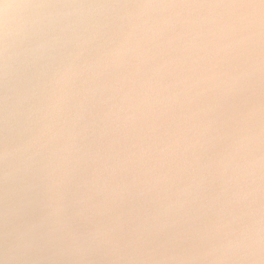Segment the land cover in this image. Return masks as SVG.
I'll use <instances>...</instances> for the list:
<instances>
[{"label": "clouds", "instance_id": "obj_1", "mask_svg": "<svg viewBox=\"0 0 264 264\" xmlns=\"http://www.w3.org/2000/svg\"><path fill=\"white\" fill-rule=\"evenodd\" d=\"M0 264H264V0H0Z\"/></svg>", "mask_w": 264, "mask_h": 264}]
</instances>
